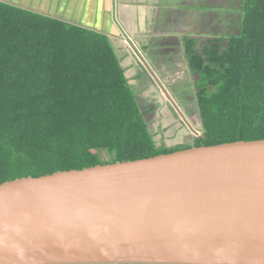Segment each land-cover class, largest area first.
I'll return each instance as SVG.
<instances>
[{
    "label": "trees",
    "instance_id": "16d2710c",
    "mask_svg": "<svg viewBox=\"0 0 264 264\" xmlns=\"http://www.w3.org/2000/svg\"><path fill=\"white\" fill-rule=\"evenodd\" d=\"M241 1L236 33L186 41L203 133L183 149L157 146L108 37L0 2V185L264 141V0Z\"/></svg>",
    "mask_w": 264,
    "mask_h": 264
},
{
    "label": "water",
    "instance_id": "95a60500",
    "mask_svg": "<svg viewBox=\"0 0 264 264\" xmlns=\"http://www.w3.org/2000/svg\"><path fill=\"white\" fill-rule=\"evenodd\" d=\"M0 264H264V141L2 184Z\"/></svg>",
    "mask_w": 264,
    "mask_h": 264
},
{
    "label": "crops",
    "instance_id": "0c3cea01",
    "mask_svg": "<svg viewBox=\"0 0 264 264\" xmlns=\"http://www.w3.org/2000/svg\"><path fill=\"white\" fill-rule=\"evenodd\" d=\"M0 2L108 37L139 106L140 101L147 97L161 98L150 100V103L145 99L149 106L154 105L155 111L160 110L161 105H168L167 96L175 94L173 91L186 89L180 84H172L174 76L179 72L178 65L187 62L186 41L194 39L197 52H201L208 41L221 35L216 31L218 23L222 25V18L232 13L224 12L223 16L208 14L204 8L208 7L211 0H0ZM212 18L215 24L212 27L215 31L210 35L208 22ZM222 30L224 31L223 25Z\"/></svg>",
    "mask_w": 264,
    "mask_h": 264
},
{
    "label": "rangeland",
    "instance_id": "374dc122",
    "mask_svg": "<svg viewBox=\"0 0 264 264\" xmlns=\"http://www.w3.org/2000/svg\"><path fill=\"white\" fill-rule=\"evenodd\" d=\"M241 0H211L212 5H208L204 8L208 14H218L219 16H223L224 12L233 14V12H237V6L241 5ZM227 18H232L230 16H225ZM227 28L225 31L222 30V25L218 23V28H216L218 34L225 33H236L234 23L227 19ZM211 19V18H210ZM233 19V18H232ZM214 23V18L208 22V32L212 35L214 27L212 25ZM206 26V24H203ZM200 31H202L200 29ZM124 42V41H123ZM138 55V52L136 53ZM140 55V54H139ZM140 57V56H139ZM142 60V58H141ZM175 60V58H174ZM187 62L185 64L181 62L178 65V74L174 76L173 83L180 84L186 88L184 91L186 94H172V96H167L168 105H161L160 110L150 112L148 109L154 108L147 104L150 103V100H158L161 98H145L147 102L140 101L141 108L143 113L146 115V119L149 124H151V132L155 136V142L158 147H167L174 149H183L187 145H192L196 138H200L202 136V127L201 122L198 116V111L195 106L194 94H195V78H192L191 75L188 74L187 71ZM194 83V84H193ZM170 94V90L168 91ZM179 98H177L176 97ZM163 99V98H162ZM189 101H186V100ZM164 100V99H163ZM165 102V101H164ZM177 113V115H176ZM105 160H109V157L105 154H102Z\"/></svg>",
    "mask_w": 264,
    "mask_h": 264
},
{
    "label": "flooded vegetation",
    "instance_id": "af4514ba",
    "mask_svg": "<svg viewBox=\"0 0 264 264\" xmlns=\"http://www.w3.org/2000/svg\"><path fill=\"white\" fill-rule=\"evenodd\" d=\"M176 93H177V94H180V93H182V94H186L185 91H184V89H179L178 91H176ZM176 93H175V94H176ZM175 94H174V95H175ZM176 97H177V95H176ZM177 98H178V97H177ZM178 99H179V98H178ZM186 101H189V100L187 99Z\"/></svg>",
    "mask_w": 264,
    "mask_h": 264
}]
</instances>
